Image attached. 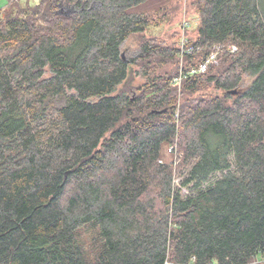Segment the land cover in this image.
Segmentation results:
<instances>
[{"label": "trees", "instance_id": "1", "mask_svg": "<svg viewBox=\"0 0 264 264\" xmlns=\"http://www.w3.org/2000/svg\"><path fill=\"white\" fill-rule=\"evenodd\" d=\"M6 1L0 264H251L264 253V0H194L183 50L143 37L134 99L117 93L130 66L121 45L150 24L139 8L153 0ZM217 47L206 71L173 82Z\"/></svg>", "mask_w": 264, "mask_h": 264}, {"label": "rangeland", "instance_id": "2", "mask_svg": "<svg viewBox=\"0 0 264 264\" xmlns=\"http://www.w3.org/2000/svg\"><path fill=\"white\" fill-rule=\"evenodd\" d=\"M39 0H20L21 3L34 5ZM7 4L6 0H0V8H4ZM139 9H144L150 13V24L141 33H133L121 45V53L130 63V59L134 58L139 50L141 40L144 38H154L160 43L178 46L181 50L189 44L196 36V29L199 22L198 11L194 4V0H153L140 6ZM63 12L68 11L66 6H61ZM182 51H180L181 53ZM182 64V60L179 59ZM174 66H166V68ZM142 69L139 65L130 63L131 77L128 86L138 94V87L145 82L142 76ZM250 81V77L244 75L239 91L244 88ZM125 80L118 86L117 91L123 87ZM130 94L129 90H124ZM180 101V100H179ZM178 101V103H179ZM165 158L173 157L169 155V149L165 151ZM180 178H176V184ZM188 189H182V192L187 193ZM251 264H264V253L259 254L255 261Z\"/></svg>", "mask_w": 264, "mask_h": 264}, {"label": "built area", "instance_id": "3", "mask_svg": "<svg viewBox=\"0 0 264 264\" xmlns=\"http://www.w3.org/2000/svg\"><path fill=\"white\" fill-rule=\"evenodd\" d=\"M218 48L219 47H217L215 50L210 52L209 55L203 61H201L197 66H195V67H193L187 71H183V70L179 71V73L176 76H174L173 82H175L178 86H180L183 78L187 77L188 75H192L194 73L206 71V69L209 65L217 62L216 61V55H217ZM235 49H236V47L233 45H231V47L229 48L230 51H234Z\"/></svg>", "mask_w": 264, "mask_h": 264}, {"label": "water", "instance_id": "4", "mask_svg": "<svg viewBox=\"0 0 264 264\" xmlns=\"http://www.w3.org/2000/svg\"><path fill=\"white\" fill-rule=\"evenodd\" d=\"M67 8H68V11H66V12H63L62 10H60L58 13H64V14H67V13H69V12H71V11H73L74 10V8H73V6H67ZM122 57H123V55H122ZM123 59H124V57H123ZM126 60V59H125ZM129 74H130V66H129V69H128V73H127V76H126V78H125V82H124V85H123V87L122 88H120L119 89V91H117V93H123L124 92V90H129L130 91V94H128L132 99H134L135 97H136V92L132 89V87H130V86H128V83H129V81H130V79H131V77L129 76ZM229 93H231V94H235L236 93V90L235 89H232V90H229L228 91ZM126 93V92H125ZM163 111H164V109H163ZM159 112H161V111H159Z\"/></svg>", "mask_w": 264, "mask_h": 264}]
</instances>
